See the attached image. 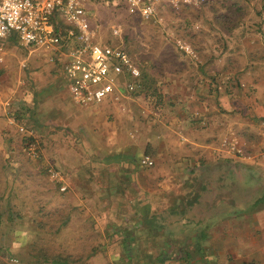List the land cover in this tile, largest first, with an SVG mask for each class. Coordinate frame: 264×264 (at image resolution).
<instances>
[{"label":"crops","instance_id":"crops-1","mask_svg":"<svg viewBox=\"0 0 264 264\" xmlns=\"http://www.w3.org/2000/svg\"><path fill=\"white\" fill-rule=\"evenodd\" d=\"M249 60L232 76L221 70L213 89L164 87L186 103L169 107L167 124L157 125L139 120L152 117L124 93L96 105L74 102L59 64L44 54L43 157L65 171L67 206L90 221L88 232L80 224L83 233L111 242L91 264H264V158L257 155L264 57ZM224 139L248 148L251 159L226 153ZM143 155L151 166L139 164Z\"/></svg>","mask_w":264,"mask_h":264},{"label":"rangeland","instance_id":"rangeland-1","mask_svg":"<svg viewBox=\"0 0 264 264\" xmlns=\"http://www.w3.org/2000/svg\"><path fill=\"white\" fill-rule=\"evenodd\" d=\"M84 10L96 39L121 45L140 74L146 75L147 92L153 94H123L136 109L147 108L152 118L139 116L142 122L167 124L168 108L186 103L184 94L163 92L167 85L177 83L182 92L186 82L196 91L205 86L213 89L221 70L222 75L232 76L249 68L250 57H264V0H206L198 8H180L176 13L161 9L154 19L140 16L122 2L86 0ZM41 63L46 65L41 48L23 47L14 38L0 42V98L7 100L0 115V209L8 203L20 213L12 222L0 221V260L91 264V254L104 251L111 242L103 240L104 235L94 240L93 233H83L88 232L90 221L83 222L69 209L64 199L67 187L59 190L61 184L48 177L47 169L53 168L62 184H68L65 171L43 157L42 136L49 131L38 117L47 85L39 71ZM50 75L61 81L55 72ZM12 116L14 124L32 130L28 141L34 143L36 157L28 153L25 136L3 123ZM245 151L251 154L248 148Z\"/></svg>","mask_w":264,"mask_h":264},{"label":"built area","instance_id":"built-area-1","mask_svg":"<svg viewBox=\"0 0 264 264\" xmlns=\"http://www.w3.org/2000/svg\"><path fill=\"white\" fill-rule=\"evenodd\" d=\"M86 0H0V42L14 38L23 47L41 48L50 62L59 64L62 78L70 98L80 105H96L110 97L117 99L122 93L141 91V74L121 45L100 43L89 27L84 10ZM122 2L142 17L157 18L161 9L176 13L180 8H198L206 0H101ZM59 17L66 28L60 33L56 27ZM116 32V30H112ZM180 47H182L180 45ZM24 65V63H21ZM140 94V93H139ZM1 101V98H0ZM15 126L14 116L6 119ZM264 125V123H263ZM24 136L30 131L16 125ZM263 139L257 155L264 158ZM222 150L242 160L251 159V154L235 141L224 139ZM28 153L36 157L34 143H26ZM139 164L149 167L152 159L143 155ZM51 180L61 184L59 171L48 168ZM14 264H17L16 262Z\"/></svg>","mask_w":264,"mask_h":264},{"label":"trees","instance_id":"trees-1","mask_svg":"<svg viewBox=\"0 0 264 264\" xmlns=\"http://www.w3.org/2000/svg\"><path fill=\"white\" fill-rule=\"evenodd\" d=\"M56 21H57L56 27H57L58 31L61 33L62 30L64 28H66L67 26H66V24H64L62 22V20L59 17L56 18ZM141 86H142V88H141L140 92L132 93V94H135V95L138 94L139 95V93H140L142 95H146V94H151L152 93V92L151 93L147 92L148 91V89H147L148 87L146 86V75L142 74V72H141ZM28 138H30V136H25V139H22L23 143H25L26 140L28 142V140H30ZM262 198L264 199V195L261 198H259L258 201H260ZM18 218H20V213L16 212V210L15 211L12 210V208L10 207V205L8 203H6V207L3 206V208L0 209V221L12 222V221H14V219H18ZM0 264H6V263L2 262L0 260ZM245 264H250V263H245Z\"/></svg>","mask_w":264,"mask_h":264}]
</instances>
